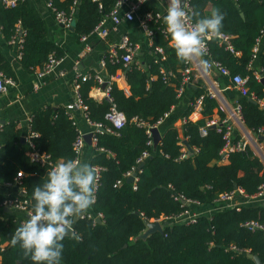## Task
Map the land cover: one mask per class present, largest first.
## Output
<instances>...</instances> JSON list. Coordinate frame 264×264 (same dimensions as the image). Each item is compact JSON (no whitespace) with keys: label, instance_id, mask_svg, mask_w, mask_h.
<instances>
[{"label":"trees","instance_id":"obj_1","mask_svg":"<svg viewBox=\"0 0 264 264\" xmlns=\"http://www.w3.org/2000/svg\"><path fill=\"white\" fill-rule=\"evenodd\" d=\"M47 1L52 4L49 9L53 16L56 11L66 14L73 11L71 26L78 37L91 33L116 2ZM189 1L201 16L208 15L213 7L226 14L221 31L232 35L231 41L238 54L210 39L207 44L211 57L226 66L231 74L248 76V92L264 99V86L253 74L254 69H261L264 76V45H260L255 59L257 66L253 64V67H249L252 47L263 35L264 0ZM153 10H160L162 15L158 20L147 23L152 30L147 53L142 56L135 53L127 70L121 60L114 61L109 59L107 53L104 55L108 73L115 74L117 69L125 71L128 92L113 81L109 98L95 100L89 96L93 81L80 83L79 93L86 105V117L91 122L110 126L105 114L115 105L125 115V123L115 132L102 130L96 133L97 150L90 163L103 167L96 201L90 208V216L85 214L74 224L80 240L69 234L62 241L64 250L60 264H255L248 252L257 255L264 264V230L243 225L248 220H256L264 225L263 202L242 204L238 209L220 208L209 215L201 214L190 224L163 222L162 231L152 232L144 238L138 237L145 230L148 220L173 216L187 208L181 202V197L205 204L210 203L219 192L231 190L235 185L252 194L259 184L264 183V163L250 146L244 151H231L222 160V132L216 127L207 126L206 134L201 135L200 127L212 118L213 110L219 107V103L206 94L202 80L185 84L182 94L177 95L185 62L177 59L169 43L171 36L163 20L165 10ZM18 27L24 32L18 58L24 71L31 73L36 68L44 67L51 53L57 58L63 57L62 47L47 38L46 22L34 0H20L11 7H6L0 1L2 39L5 42L15 39ZM158 46L163 53L155 50ZM0 71L4 77L15 80V70L1 49ZM216 77L222 85L229 83L227 76ZM234 93L245 126L255 134L261 128L264 131V108L257 101H250L248 95H242L237 90ZM202 94L201 117L191 120L192 103ZM180 103L184 104L181 113L183 138L176 126L170 124L166 127L157 147L150 148V155L138 172L136 187L133 188L125 173L137 165V157L149 148L145 127L136 120L153 124L169 112L165 121ZM219 114L221 118L225 116L221 110ZM29 128L30 132L36 133L30 138L35 149L48 154L52 163L74 158L72 144L77 130L65 107L46 105L35 109L30 116ZM21 136L16 121L10 120L1 126L0 184L13 182L17 172L21 171V185L25 193L20 195L15 190L10 196L26 199L28 208L33 212V189L43 184L52 166L31 161L29 146L27 142H22ZM181 140H186L189 146L186 147L188 155L182 158L179 157L182 153ZM194 147L197 151H191ZM4 197L0 195V200ZM97 214H101L100 221L94 218ZM26 220L25 214L0 217V236L6 242L0 248V264H33L30 258L24 257L18 245L13 247L10 243L15 228ZM230 245H234L235 250H229Z\"/></svg>","mask_w":264,"mask_h":264},{"label":"built area","instance_id":"obj_2","mask_svg":"<svg viewBox=\"0 0 264 264\" xmlns=\"http://www.w3.org/2000/svg\"><path fill=\"white\" fill-rule=\"evenodd\" d=\"M6 7H11L16 5L20 0H0ZM144 1V0H143ZM185 3L191 7L190 1L185 0ZM140 0H116L114 7L112 10L102 18L99 23L95 26L94 32L98 34L99 37L102 39H106L110 30L116 29L120 22L122 20H133L137 16V11L139 10L141 6ZM46 5L48 8H52V4L50 1L46 2ZM192 8V7H191ZM162 13L160 10H146L144 14L139 18V24L142 27V29L145 31L148 41L151 45V35L152 30L148 28V21L150 20H158L161 17ZM73 11L70 14H66L62 11H56L54 18L55 20L61 24L64 27H70L73 22ZM110 20L112 22V29L107 25L106 20ZM264 33V29H263ZM22 36L23 33L21 32ZM21 36V37H22ZM18 39V58L20 57V51L21 43L23 38ZM81 40L84 41L87 38V34L80 36ZM232 35L229 33H225L221 31V34L219 37H215L212 39H215L218 44L223 45L225 49L229 50L230 52H233L235 54H238V51L234 49V46L231 41ZM13 40V39H12ZM118 50H123V52L119 53ZM155 50L158 53H163V50L161 47H156ZM260 50V39L258 38L255 42V44L252 47V60L249 64V67H252V61L256 59L258 52ZM109 57L114 61L121 60L124 64V66H127L133 59L134 54L136 53V46L132 43L130 40V37L127 33H123L120 36L119 42L114 43L109 47ZM206 56L204 57L205 60L208 61L207 66H202L199 62L193 61V62H185L184 67L181 70L182 74V82L180 86L177 88V95L180 96L184 90L185 84H193L195 80H198L200 77L199 71H203L205 74L204 78V86L206 87V94L215 98L219 105L222 106V92L226 88H233L234 90L239 91L242 95H248L250 98H252L254 101H257L259 105L264 108V99L257 98L256 95L253 92H248L247 87V80L248 76H242L238 73L231 74L229 69L224 66L220 61L213 59L211 57L208 44L206 47ZM60 61V58H57L54 53H51L48 56V59L42 68H38L36 70V75L38 78H42L52 72V70L55 68V66ZM103 61V60H102ZM253 74L255 78L261 79L263 76L261 69H254ZM215 76L214 78H211L210 76ZM217 75H224L228 77L229 83L222 85L219 80L217 79ZM114 78V80H124L123 74H116L114 76H111V78ZM86 80H92L93 83L96 84L97 89L100 91V86L105 83L104 89H102V94L106 98H109V90H110V84L114 80H108L106 79L101 73L99 72H93V73H82L79 71H74V75L72 78V85L74 89V98L72 102L67 104L66 109L73 110L74 108H80L84 111V115L86 117V105L83 103L81 95L79 93V87L80 83L82 81ZM14 79L9 77H4L3 73L0 71V94L5 93L7 91L8 85H13ZM34 88H37V85L34 86ZM125 92H128L127 86L122 87ZM203 95H199L195 98L194 102L192 103L193 111H201L202 108V100ZM102 98V96H100ZM169 112H166L163 114L161 118H159L155 123L148 124L145 123L142 120H136V122L140 125H143L145 127V132L148 136L147 145L149 148L143 150L141 154L136 159V166H133L130 170H128L125 173L126 178L129 176H133L132 187L135 188V183L138 180V172L141 170L138 165L141 162H144L145 159L150 155V148H153V137H152V128L159 127V125L164 121V119L168 116ZM87 118V117H86ZM105 118L108 120L110 126H103L100 123H93L88 118V120L94 125L96 128L95 131L91 134V144L96 148V133L102 130L108 131V132H115L116 130L120 129L124 123H125V115L122 111L118 110L115 105H112L110 107V110L105 114ZM237 118L238 120L242 121L241 114H240V104L235 103V106L233 108H228L227 113L224 117L220 119H209L207 120L206 124L204 126L200 127V133L201 135L206 134V127L214 125L218 131L222 132V137L224 140V144L221 149L222 154V160H225L228 153L231 151H244L247 146H250V137L248 136H242L239 138H235L233 133V125L231 119ZM102 128V129H101ZM1 129V127H0ZM259 136V138H262L264 140V131L263 129H259V133L256 134ZM36 136V133L30 132L29 137ZM26 141L29 146L28 156L31 161L40 162V163H48L51 166H54L57 162L52 163L49 160V155L40 152L37 149H35L33 143L31 140ZM180 144L182 145V153L179 157H186L188 155L187 153V146L184 143V140L180 141ZM184 144V145H183ZM85 146V139L83 135L77 131V135L75 140L73 141L72 147L74 150V158L73 159H80L82 148ZM191 151H197V148H191ZM253 151L261 158L262 152H260V148L257 147V149H253ZM264 158V157H263ZM264 163V161H263ZM97 168L98 171V181L100 176V171L103 169V167L94 165ZM21 177L22 173L21 171H18L16 176L14 177L13 182H6L4 185H16L18 187L17 193L20 195H23L25 191L22 189V183H21ZM119 182V181H118ZM181 202L183 204H186L188 207L182 210L180 213L173 215V216H164L159 218L150 219L148 221H159L163 219L162 222H178V223H186L190 224L196 221V219L201 214H210V211L208 213H205L203 211H195L194 207H201L203 204L200 203L198 200L195 199H187L184 197H181ZM253 202H263L264 203V183L259 184L257 190L249 194L247 193L242 187L235 186L231 190L222 191L219 192L216 197L210 202L216 205L217 209L220 208H236L242 204H250ZM10 209V210H19L23 212L26 216V218H29V214L32 213V211L27 206V200L19 198L18 196L11 197L10 194L6 195L4 198L0 200V215L2 213V210ZM216 209V210H217ZM88 216H90V212H87ZM101 214L95 215V217L100 218ZM2 217V216H0ZM94 217V218H95ZM243 225L247 226L250 229H261L264 230V225L260 224L256 220H248L243 223ZM6 245V242L1 240L0 236V248H3ZM229 250H235L234 245H230L228 247Z\"/></svg>","mask_w":264,"mask_h":264},{"label":"crops","instance_id":"obj_3","mask_svg":"<svg viewBox=\"0 0 264 264\" xmlns=\"http://www.w3.org/2000/svg\"><path fill=\"white\" fill-rule=\"evenodd\" d=\"M34 1L38 11L46 22L47 38L62 47L64 55L60 58V61L52 72L42 78H38L35 73L38 68L34 69L31 73H28L21 68L18 61V39L22 36L21 32L24 33L23 30L18 27L16 38L10 42H5L0 33V49L11 63L16 75L14 84L8 85L7 91L0 94V127L10 120L16 121L17 126L21 129V137H24L25 142L30 138L29 121L31 114L35 109L46 105H51L53 107L63 106L66 108L67 104L72 102L74 98V89L72 85L74 71L82 73L99 72L110 81L114 80L111 76L123 74L124 80L114 81L120 87L127 86L124 74L125 71L117 69L115 74H110L106 71L104 55L107 53V56L109 57V47L114 43H118L120 36L123 33H127L132 43L135 44L136 53L141 56L147 53L149 51L150 43L145 31L139 24V18L149 9L153 10L154 8H160L166 12L167 3V0H144L137 11L136 18L131 21L122 20L115 30L111 28L112 22L108 19L106 20L107 25L112 29L106 39H102L96 32L92 31L87 35L86 40L82 41L81 38L74 33L73 28H71L72 26L64 27L55 20L53 14L46 5V0ZM169 43L172 44L171 39ZM260 45H264V33L260 38ZM109 59L111 58L109 57ZM253 64L257 66L255 59L252 61V67ZM199 74L200 77L198 80L204 81L205 74L203 71L200 70ZM210 77L214 78L215 76L213 75ZM35 85H37V88H34ZM102 85L100 86L99 91L94 83L89 90V96L95 100L106 98L104 94H102V89L105 87ZM100 96H102V98ZM222 96V106L219 105V107L214 108L212 113L213 119L218 120L221 118L219 110L223 111L226 115L228 108H233L235 106L236 99L233 88L224 89ZM183 105L184 104L180 103L174 107L169 118L163 121V124L161 123L162 125L160 124L161 127L158 128L161 135L164 129L172 124L178 128L180 136L182 137L181 125L183 119L181 113L184 109ZM68 111L71 118L74 120L76 130L80 132L83 137L90 134L91 139V134L96 128L85 117L84 111L80 108H74L73 110ZM200 117V111L192 110L189 114L191 120H196ZM231 121L234 136L238 135L239 137H242L246 135L250 137L251 148L255 150L257 147L260 148V152L264 155V140L251 132L245 126L243 121H240L237 118H233ZM95 152L96 149L94 146L91 143H87L85 139V146L82 148L80 159L86 160L90 163V159ZM15 190L17 192L18 187L14 184L9 186L0 184V195L6 196ZM211 205L212 204H209V206ZM214 210L216 209H213V211ZM88 212H90V209ZM211 212L212 211H210V213ZM8 215L24 216L23 212L10 209H5L0 216L5 218Z\"/></svg>","mask_w":264,"mask_h":264},{"label":"clouds","instance_id":"obj_4","mask_svg":"<svg viewBox=\"0 0 264 264\" xmlns=\"http://www.w3.org/2000/svg\"><path fill=\"white\" fill-rule=\"evenodd\" d=\"M225 15L213 7L208 15L201 16L185 0H167L163 20L177 59L207 66V42L219 37ZM97 191L98 171L94 165L82 159H60L48 170L43 184L34 187L33 212L15 228L11 245H18L33 264H60L62 241L69 234L80 240L74 224L95 203Z\"/></svg>","mask_w":264,"mask_h":264},{"label":"water","instance_id":"obj_5","mask_svg":"<svg viewBox=\"0 0 264 264\" xmlns=\"http://www.w3.org/2000/svg\"><path fill=\"white\" fill-rule=\"evenodd\" d=\"M71 28H73V27H71ZM0 33H1V31H0ZM128 68H129V66L126 67V70ZM260 81H261V83L264 86V76L261 77ZM104 85L105 84H103L102 86H104ZM249 100L254 102V100L252 98H249ZM211 127H215V126L212 125ZM152 137H153V148H156L158 142L161 139V134H160V131H159L158 127L152 128ZM84 138L86 139L87 143H89V144L91 143L90 134L85 135ZM21 140H22V142H25L24 137H21ZM184 143H185L186 146H188L186 140H184ZM143 165H144V162H141L138 165V167L142 168ZM126 179H127L128 182H132L133 181V176H129ZM95 220L96 221H100V218L99 217H95ZM162 224H163V222H159V221H147L145 230L138 237H143L144 238V237L148 236L152 232L162 231ZM247 255L254 259L255 264H263V262L261 261V259L257 255L252 254L251 252H248Z\"/></svg>","mask_w":264,"mask_h":264},{"label":"rangeland","instance_id":"obj_6","mask_svg":"<svg viewBox=\"0 0 264 264\" xmlns=\"http://www.w3.org/2000/svg\"><path fill=\"white\" fill-rule=\"evenodd\" d=\"M264 156H261V160L264 161ZM209 204H212L211 206H209ZM195 211H203L205 213H208L209 210L213 211V209H217L216 205L213 203H207L205 205H202L201 207H197V208H193ZM161 222L164 221L163 219L160 220Z\"/></svg>","mask_w":264,"mask_h":264}]
</instances>
